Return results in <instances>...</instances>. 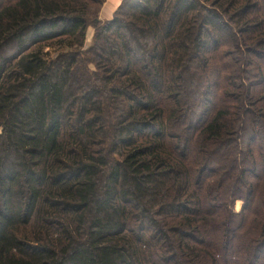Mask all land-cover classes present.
Here are the masks:
<instances>
[{"label": "trees", "instance_id": "1", "mask_svg": "<svg viewBox=\"0 0 264 264\" xmlns=\"http://www.w3.org/2000/svg\"><path fill=\"white\" fill-rule=\"evenodd\" d=\"M104 1L0 0V264H264V0Z\"/></svg>", "mask_w": 264, "mask_h": 264}, {"label": "crops", "instance_id": "2", "mask_svg": "<svg viewBox=\"0 0 264 264\" xmlns=\"http://www.w3.org/2000/svg\"><path fill=\"white\" fill-rule=\"evenodd\" d=\"M122 1L123 0H105L99 11L97 21L101 23L109 21Z\"/></svg>", "mask_w": 264, "mask_h": 264}, {"label": "rangeland", "instance_id": "3", "mask_svg": "<svg viewBox=\"0 0 264 264\" xmlns=\"http://www.w3.org/2000/svg\"><path fill=\"white\" fill-rule=\"evenodd\" d=\"M103 6V5H102ZM101 6V8H102ZM100 8V9H101ZM99 14V13H98ZM94 27H89L87 29V32H86V39H85V43H84V50H87L88 48L91 47V44H92V38H93V35H94ZM242 209V203L237 201L234 205V212L235 213H239Z\"/></svg>", "mask_w": 264, "mask_h": 264}]
</instances>
